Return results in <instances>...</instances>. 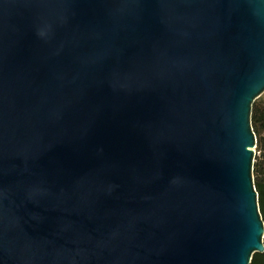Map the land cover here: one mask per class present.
Returning a JSON list of instances; mask_svg holds the SVG:
<instances>
[{
  "label": "water",
  "instance_id": "obj_1",
  "mask_svg": "<svg viewBox=\"0 0 264 264\" xmlns=\"http://www.w3.org/2000/svg\"><path fill=\"white\" fill-rule=\"evenodd\" d=\"M264 0H0V264H251Z\"/></svg>",
  "mask_w": 264,
  "mask_h": 264
},
{
  "label": "trees",
  "instance_id": "obj_2",
  "mask_svg": "<svg viewBox=\"0 0 264 264\" xmlns=\"http://www.w3.org/2000/svg\"><path fill=\"white\" fill-rule=\"evenodd\" d=\"M252 126L257 138L258 155L254 162V181L260 213L264 220V98L256 100L252 111ZM251 264H264V253H255Z\"/></svg>",
  "mask_w": 264,
  "mask_h": 264
},
{
  "label": "rangeland",
  "instance_id": "obj_3",
  "mask_svg": "<svg viewBox=\"0 0 264 264\" xmlns=\"http://www.w3.org/2000/svg\"><path fill=\"white\" fill-rule=\"evenodd\" d=\"M262 97H260L259 99H261ZM256 150H257V148H256ZM257 155H258V152L256 153Z\"/></svg>",
  "mask_w": 264,
  "mask_h": 264
},
{
  "label": "built area",
  "instance_id": "obj_4",
  "mask_svg": "<svg viewBox=\"0 0 264 264\" xmlns=\"http://www.w3.org/2000/svg\"><path fill=\"white\" fill-rule=\"evenodd\" d=\"M263 98H264V94H263V96H262Z\"/></svg>",
  "mask_w": 264,
  "mask_h": 264
}]
</instances>
